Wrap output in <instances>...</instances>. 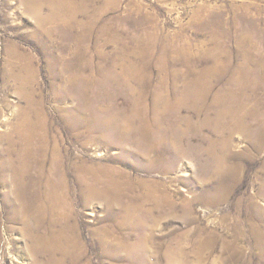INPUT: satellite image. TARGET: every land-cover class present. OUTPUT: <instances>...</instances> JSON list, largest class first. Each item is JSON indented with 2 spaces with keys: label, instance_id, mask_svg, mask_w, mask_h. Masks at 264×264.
Returning a JSON list of instances; mask_svg holds the SVG:
<instances>
[{
  "label": "rangeland",
  "instance_id": "rangeland-1",
  "mask_svg": "<svg viewBox=\"0 0 264 264\" xmlns=\"http://www.w3.org/2000/svg\"><path fill=\"white\" fill-rule=\"evenodd\" d=\"M11 47L37 67L35 98L57 137L78 238L63 264H264V0H0V139L26 104ZM201 83L206 95L185 96ZM166 102L177 110L163 113ZM229 108L233 130L217 121ZM2 162L0 264H43ZM84 164L115 169L118 204L87 193Z\"/></svg>",
  "mask_w": 264,
  "mask_h": 264
},
{
  "label": "bare ground",
  "instance_id": "bare-ground-1",
  "mask_svg": "<svg viewBox=\"0 0 264 264\" xmlns=\"http://www.w3.org/2000/svg\"><path fill=\"white\" fill-rule=\"evenodd\" d=\"M36 6L38 7L39 5ZM52 20L54 21V17L46 18L47 22H52ZM26 52H21L16 47H11L10 49L9 75L14 79L15 82L18 83L17 91L25 100L26 104L18 109L17 120L15 122H12L9 125L8 131L2 134L0 143L5 141L7 143V146L5 148H2V143L0 144V158L3 159L2 167L4 171L10 168H14L13 177L11 180L15 185V194H17V199H19L18 205H16V207L14 208V211L16 214L20 215V218H22L25 222L27 237L29 236L31 239V243L29 244V253L32 255L31 257H35V259L37 260L41 257H44L45 261L43 262V264H63L65 258L68 257L69 254L73 253L75 242L78 238L76 239L71 233L72 225L70 224L69 215V208L71 204L68 199L69 197L67 194V185L65 183V179L63 178V173L59 167V165L61 164L57 162L59 152L57 137L51 131L53 122H49L41 103L39 102V100L37 101V98H35V80L37 76V67H35V65L31 61L28 52ZM216 65L217 66L215 68L218 67L219 70H222L220 72L224 71L225 73L226 69H228L227 66L221 67L219 61H216ZM196 85L198 89L193 87L191 89L187 87V91L185 94L187 98L192 97L193 99H199L202 98V95H206L207 87H204L202 83L201 85ZM234 103L237 106L238 103ZM172 106L168 102H166L163 113L171 112V110L176 111L177 106ZM227 110L228 113H220L217 119L219 126L222 128L229 127L232 128V130L240 127L242 123L233 122L229 124L228 118L234 113V111L231 108ZM143 111L138 110L137 112L138 115L141 114L139 115L140 118L143 114H146V111ZM158 111L159 110L156 111L157 114L160 113ZM242 111L244 112V109H242ZM226 116H228V118ZM70 118L75 119V122L77 124L75 125V129H78V127H80L81 129V127L86 126V124L88 123L86 122V117L83 118L75 116V112H70ZM105 119L107 120L108 118L106 117ZM93 120H95V118H93ZM96 122L97 129H99L98 127L101 126L103 122L97 120ZM140 122L141 124H139L138 127H141L143 131H148L149 133V130L151 128L149 122L143 119ZM157 123L158 118H155V120L152 121V124L154 125ZM124 125L125 130L134 128L131 120H128L126 124L124 123ZM141 131L142 130H140V132ZM93 134L91 132L90 136L95 137V135ZM98 136L99 137H97L96 139L99 144L107 142L104 140L103 136L99 134ZM227 137L228 138L226 140H222L224 143L230 138V136ZM152 139H150L149 141H151ZM107 145H111V143H107ZM48 162L51 163V167L46 178L45 189H43V176L45 175V172L48 168H46V166H48ZM88 169L89 173H87V167H85L84 164V167H82V171L85 170L87 174L83 175V177L80 178L82 181L86 182L85 189H87V193H89L91 197L98 198L100 200L103 199V201L105 200L110 204H118L120 200L119 196L121 197L122 194H124V185L119 183L118 180L110 178L114 176L113 172L115 169L113 170L111 167L102 168L95 166H90V168ZM26 174H30V177H33H31L33 179L31 182L26 181ZM58 175H60L61 177H59ZM109 183H114V185H109ZM97 185H99L101 188L97 187ZM162 199L163 202L160 199L156 200L157 207H166V205L168 204L166 196H163ZM120 205H122L121 202ZM133 208L134 207L132 206V209ZM139 221L141 222V219Z\"/></svg>",
  "mask_w": 264,
  "mask_h": 264
}]
</instances>
